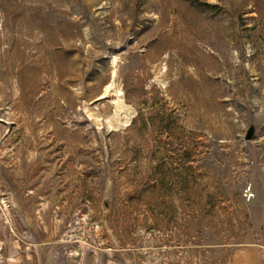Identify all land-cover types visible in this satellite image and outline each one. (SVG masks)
Wrapping results in <instances>:
<instances>
[{
	"label": "rangeland",
	"instance_id": "obj_1",
	"mask_svg": "<svg viewBox=\"0 0 264 264\" xmlns=\"http://www.w3.org/2000/svg\"><path fill=\"white\" fill-rule=\"evenodd\" d=\"M248 247L264 264V0H0V264Z\"/></svg>",
	"mask_w": 264,
	"mask_h": 264
},
{
	"label": "crops",
	"instance_id": "obj_2",
	"mask_svg": "<svg viewBox=\"0 0 264 264\" xmlns=\"http://www.w3.org/2000/svg\"><path fill=\"white\" fill-rule=\"evenodd\" d=\"M236 264H263L261 252L255 247L245 248Z\"/></svg>",
	"mask_w": 264,
	"mask_h": 264
},
{
	"label": "built area",
	"instance_id": "obj_3",
	"mask_svg": "<svg viewBox=\"0 0 264 264\" xmlns=\"http://www.w3.org/2000/svg\"><path fill=\"white\" fill-rule=\"evenodd\" d=\"M243 197L246 201H251L255 197L251 184H247L243 187Z\"/></svg>",
	"mask_w": 264,
	"mask_h": 264
},
{
	"label": "bare ground",
	"instance_id": "obj_4",
	"mask_svg": "<svg viewBox=\"0 0 264 264\" xmlns=\"http://www.w3.org/2000/svg\"><path fill=\"white\" fill-rule=\"evenodd\" d=\"M115 74H114V76H113V78H112V81H111V83H110V85H108L107 87H106V89H105V94L104 95H106V94H109V93H111V92H117V86H116V83H115ZM122 104V103H121ZM123 105V104H122Z\"/></svg>",
	"mask_w": 264,
	"mask_h": 264
},
{
	"label": "water",
	"instance_id": "obj_5",
	"mask_svg": "<svg viewBox=\"0 0 264 264\" xmlns=\"http://www.w3.org/2000/svg\"><path fill=\"white\" fill-rule=\"evenodd\" d=\"M252 136H253V131L252 130H249L245 136V140L246 141H249L252 139Z\"/></svg>",
	"mask_w": 264,
	"mask_h": 264
}]
</instances>
